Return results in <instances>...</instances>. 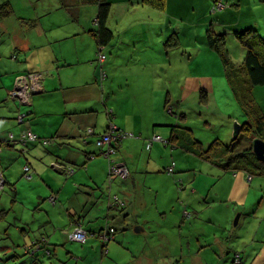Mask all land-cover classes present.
<instances>
[{
    "label": "crops",
    "instance_id": "1",
    "mask_svg": "<svg viewBox=\"0 0 264 264\" xmlns=\"http://www.w3.org/2000/svg\"><path fill=\"white\" fill-rule=\"evenodd\" d=\"M6 1L13 6L12 15L19 6L25 10L31 5L39 9V12L33 15L29 13L30 16L21 18L23 23L29 20L32 27L26 25L28 31L20 30V33L15 35L8 31V24L4 22L12 15L0 18V140H12L3 146L1 151L0 172L3 170L6 178L5 188L14 187L11 192L15 191L12 200L8 192H4V195L7 203H17L21 200L22 209L33 210L32 217L39 220V228L35 222L24 216L19 217L18 225L25 224L34 233L41 231L45 226H54L55 230L65 235L61 228L73 229L78 215L89 211L85 217L78 219L89 231L85 245L89 242L96 247L95 237L101 238L98 232L103 222L102 219L96 218L106 213V204L102 205V209L93 207L91 198L93 194L94 198L99 196L100 192L108 187V180L104 179L109 171V160L91 154L99 152L96 140L112 125L133 134L120 139L118 151L113 154L118 163H126L132 172L129 179L122 181L125 185H120L116 180L112 182L111 192L119 193L127 200L126 206L112 209L110 213L111 224L117 228V232H121L120 239L127 243L130 249L143 244L149 247L152 240L147 233L151 231L153 224L157 223L159 229L165 230L166 224H173V221V227L181 234L186 228V223L194 224L192 220L183 221L189 217V214L184 213L183 218V210L187 207L189 213L194 211L195 219L202 223L205 219L200 217L199 211L203 207L209 208L210 205L205 202L201 204L203 207L199 208L200 203L194 200V197L198 190L205 191V194L214 191L218 196L215 185L221 180H211L212 183L209 184L210 180H183L181 174L182 179L178 184L176 180L179 179L175 177L173 180H162L159 186L147 188L141 185L143 180H139L144 173H161L164 163L158 166L160 159L168 163L163 165V170L168 174L167 169L171 165L175 164L178 168L176 160L172 161L175 163L170 162L171 155L178 149L175 144L156 140L151 149H147L146 145L155 134L169 139L170 127L164 124H180L175 116H172L174 119L171 120L167 112L174 101V91L169 89L165 94L160 86L163 74H168L166 68L162 73L158 66L145 65L142 58L153 56L154 53L164 56L165 52L175 50L176 45L169 46L166 42L172 34L178 37L180 45L184 43L189 46L182 37L183 31L189 25L204 26L206 33L209 22L212 26L230 25L236 33L244 31L250 28H244V23L249 20L259 22L258 18L263 13L257 12L256 9L260 3L264 5V0H223L227 7L216 12H213L212 6L219 0H48L42 4H39V0H0V3ZM103 2L110 3L107 25L114 33L112 40L107 44L100 43L90 32L97 28L96 19ZM244 8H249V12L234 19L233 16ZM58 9L63 12H58ZM228 17L230 20H223ZM175 24H178L177 30L174 29ZM213 28L216 31V28ZM203 32L205 35V31ZM137 41L145 42L141 49H136ZM111 42L114 44L110 45ZM100 51L107 56L103 61L97 58ZM108 52L112 56H109ZM135 57L141 59L135 62ZM118 68L131 69V74L115 73ZM32 71L43 72V89L33 94L34 107L28 112V121L23 124L16 119V115L14 116L18 107L10 98L9 92L14 87L16 76ZM189 73L191 69L187 70L183 78V71L176 73L180 86L185 85L184 80ZM169 82L167 80V83ZM175 89L178 90L179 87L176 85ZM187 98L185 94L177 101L181 109L189 106L188 102H185ZM157 100L165 101L163 104L161 101L155 104ZM120 102L135 108L128 112ZM172 108L174 109L173 106ZM144 110H147V113H144ZM103 111L106 114H103ZM29 126L40 137H49L51 140L48 143H41V140L28 145L21 143L18 139L22 138L23 131ZM90 127H93L96 133H86ZM82 136H86V142ZM13 141L18 143L14 144ZM143 147L150 151L151 156L146 163L142 155ZM18 156H27L26 161L35 170L32 178L24 176L22 158L17 161L18 166H10ZM179 156L184 159V154ZM54 162H60L68 169L73 168L74 172L66 175L72 176L73 179H63L50 165H46L50 163L54 167ZM75 163L87 165L78 170L73 166ZM151 181L159 183L160 180ZM185 194V201H180L178 195L183 198ZM51 195L58 197L55 204L48 199ZM59 214L62 217L57 219ZM168 218L172 221L167 222ZM43 232L46 231L34 235L39 236ZM208 232L210 230H207ZM217 232L213 231L211 241L223 242V235L219 236ZM141 234L145 242L138 244L139 240H142ZM162 237L169 241L165 234ZM114 238L118 240L119 237L115 235ZM202 238L206 244L208 239L205 236ZM109 242L102 244L107 247ZM184 242L186 239L181 236L180 243ZM187 245L192 246L191 243ZM189 247L180 249V257L184 258L183 264H191V260L194 264H207L206 246H202V242L200 248L193 247L190 250ZM57 253L61 256L59 251ZM169 254L170 249L167 251V255ZM174 256H166L163 262L174 261ZM115 264L120 263L116 261Z\"/></svg>",
    "mask_w": 264,
    "mask_h": 264
},
{
    "label": "rangeland",
    "instance_id": "2",
    "mask_svg": "<svg viewBox=\"0 0 264 264\" xmlns=\"http://www.w3.org/2000/svg\"><path fill=\"white\" fill-rule=\"evenodd\" d=\"M46 1L48 0H39L38 2L42 4ZM259 5L260 6L256 10L257 12L263 13L262 16L260 15L258 18L259 22H257V20H249L244 23V28H259V30L257 29V33L264 37V5L261 3ZM226 7L227 4H225L221 10H224ZM248 9L249 8H244L237 12L233 16L234 19L240 15H245L249 12ZM36 12H39L38 7L36 8L31 5L25 10L19 6V9H16L12 16L4 20V22L8 24V31L14 35L19 34L20 30L28 31L26 28L32 27V23L29 20H25L24 23L26 24H24L21 18L30 16L29 13L33 15V13ZM58 12H63V10L58 9ZM223 20H230V17L224 18ZM208 24V28H216V33H225V42L221 45V52L226 54L234 65L241 64L244 60L246 49L243 47L236 30L233 32V28L230 25L223 26L222 24H216L212 27L211 22ZM177 25L178 24H175L174 28L176 30ZM235 28L237 29V27ZM203 31L206 33V27L204 26H187L182 33V37L186 39L189 46H185L184 43H182V45L178 43L175 50H170L169 53L165 52L164 56L154 53L153 56L143 57L142 62L145 65L158 66L162 73H164L166 68L168 74H163V76L161 74L160 86L165 94H167L169 89L174 91V101L167 109V112L170 114L169 117L171 120L174 119L172 116L175 115L170 110L173 109V106V112H175V114L177 113L175 119L180 121V125H186L192 129V134L203 143L204 149H207L216 139H218L221 145L225 144L226 146V144H234L236 148H242L243 145H249L250 142L252 143L254 137H250L243 131L235 140L233 132L235 121L237 120L243 123L247 120V117L239 105L233 88H231L226 77L225 65L221 52L209 46L207 33L204 35ZM137 43L138 46L136 49H141L145 42L137 41ZM112 44L114 43L111 42L110 45ZM191 50L193 51L192 53H190ZM108 53L109 56H112L110 52ZM139 59L141 58L135 57L134 61L136 62ZM136 65L137 64H135V66ZM188 69H191V73L188 74L189 78H187V75L184 80V86L186 87L184 89L183 85L180 86L178 82L179 76L176 73L183 71V78ZM130 70L131 69L126 70L125 68H118L115 73L131 74ZM167 80L170 82L167 83ZM158 83L159 79L157 81V84ZM176 85L179 87L178 90L175 89ZM203 93L206 96L204 102L201 101ZM252 93L256 102L264 111V85L255 86ZM185 94L186 98L188 96L185 102L187 101L189 106L181 109L177 101ZM159 101L163 104L165 100H157L155 104ZM120 105L126 108L128 112L135 108L132 106L128 107L129 104L124 105L123 102H120ZM33 107V104L30 106L24 105L22 106V110H33ZM103 110H105L104 106ZM144 113H147V110H144ZM17 114L18 110L14 116ZM103 114H106L105 111H103ZM142 150L144 151L142 155L146 163L149 157H151L149 156L150 151L145 147H143ZM181 154H184V159L179 156ZM26 157L27 156H18V158H15L11 162L10 166L17 165V161L20 158H22L24 162H28L26 161ZM98 157L106 159L105 156L101 154H99ZM112 159H114V156H112ZM170 159V162L176 160L178 163V168H176L174 176H171L163 170V165L168 163H166L164 159H160L158 166L164 163L161 166V173H144L143 177L139 179L143 180L141 185H144V188L159 186L162 180H173L175 177L182 179L180 176L181 174L183 175V180H210L209 184L212 183L211 180H221L215 185V188L218 189V196L214 191L205 194V191L199 192L198 190L197 195L194 197V200L200 203L199 208L203 207L201 204H205V202L208 206L210 205L209 208L203 207L202 210L199 211L200 217L203 216L205 219L202 223L196 220V215H194L192 218L194 224L186 223V228L179 234V231L173 227L175 224L174 221L173 224H166L165 230H162L158 228V224H155V220H153L152 222L154 224L152 229L147 233L152 240V243L151 241L149 242V247L143 244L140 247L130 249L129 245L120 239L119 235L121 232H117L119 237L118 240L113 239L109 242L107 247L103 246L101 238L98 236L95 237L94 242L96 247L93 243L89 244V242L86 245H82L81 243L70 241L67 236H65L66 234L64 232L65 235L61 234L59 231L55 230L54 226H45L41 231L34 233L30 231L25 224H20L21 227L27 230V233H22L18 227H13L14 223L19 224V220L15 219V217L19 218L24 216L30 219L35 222L37 228H39V220L32 217L34 214L33 210L25 211L22 209L21 200H18L17 203H7L6 195H3L4 191H0V257L2 258L0 259V264H32L30 263L31 259L28 255L21 253V248L19 249L18 245L22 247L25 241H29V239L34 237V234L37 235L42 231L48 232L49 238H52L50 239L51 249L59 251L62 256L60 259L63 258L62 261H65L62 263L59 261V258H56L55 264H115L116 261L120 264H179L177 262L178 260L183 264V260L179 259L180 245L188 243H180L181 236L186 239L188 238L192 245L196 238L202 243L205 242L202 236L208 239V242H206L208 243L206 245L207 251H205L208 257L207 264H264V169L258 174L251 175L252 178L250 179L249 174L244 170H239L236 174L233 171H223L220 166L211 161L201 158L196 153L184 151L179 147L176 153L171 155ZM41 161L44 162V160ZM46 165H50V168L63 179H73L72 176L67 177L66 173L55 170L50 163H46ZM86 165L87 164L78 165L75 163L73 166L78 170H82ZM108 178L109 171L104 180H108ZM113 180H116L120 185H125L122 181H126L127 178L115 177ZM151 180L160 181L157 183ZM138 182L140 183V181ZM192 189H190V191H192ZM9 190L10 189L7 188L5 191ZM13 196L14 193L10 192L9 197L11 200ZM178 196L180 201H185L186 194L183 198L181 195ZM101 200L104 201L106 206L108 205L106 195H103ZM221 200H223V202ZM4 205H8L6 209H11V211L4 213ZM199 208L195 209L199 210ZM238 215V222L235 223ZM61 217L62 216L59 214L57 219ZM209 220L212 222L210 223ZM169 221H172V219L168 218L167 222ZM64 228L66 229V227ZM64 228L62 227L61 231H63ZM207 230H210V232L207 233ZM215 230L218 231L217 233L219 236L223 235L224 241L215 240L213 244H209V239L212 237L213 231ZM163 234L169 238V241L163 239ZM141 236L142 240H139L138 244L145 242L143 234H141ZM6 246H10V248H4ZM83 247L85 250H83ZM106 249H108V251H106ZM168 249H170L169 255H167ZM181 249L184 250V247H181ZM16 250L19 251V256L17 258L11 256ZM90 251L92 252L88 253ZM5 253H7V255ZM237 254H240L239 263L234 262ZM171 255H175L173 257L174 261L170 260L164 263L163 259H165L166 256L171 257ZM77 257L80 258L77 260ZM105 258L109 261L108 263ZM43 260L49 264V258ZM190 262L194 264L192 260Z\"/></svg>",
    "mask_w": 264,
    "mask_h": 264
},
{
    "label": "trees",
    "instance_id": "3",
    "mask_svg": "<svg viewBox=\"0 0 264 264\" xmlns=\"http://www.w3.org/2000/svg\"><path fill=\"white\" fill-rule=\"evenodd\" d=\"M159 1L161 2L162 0H159ZM216 3L217 1L215 2V4ZM215 4H213L212 6L213 12L221 10V9L214 10ZM12 13H13V6L11 5L9 1L0 3V18H6L12 15ZM109 13H110V3L109 2L101 3L100 10H99V13L96 19L97 28H95V30L90 31L98 38L99 42L102 44L109 43L114 36L112 29L107 25ZM237 34L240 37V41L242 42L243 47L246 49V54L241 64L234 65V63H232L229 60L227 55L221 52V49H222L221 45L225 42V33H216L214 28L213 29L208 28L207 29L208 44L211 48L217 49L221 52L223 62L225 65L226 77L229 81L231 88H233L235 97L237 98L239 105L241 106L245 116L247 117L246 121H244L243 123L241 122L242 123L241 132L244 131L250 137L259 136V137L264 138V111L260 107V105L256 102L255 98L253 97V93H252V90L255 86L264 85V37H262L259 33H257V29H255L254 27L247 28L246 30L238 32ZM166 42L168 45H177L179 43V40L177 36L172 34ZM205 98L206 96L203 93V95L201 96V101L204 102ZM26 118H29V117H26ZM16 119L19 121V111H18V114L16 115ZM25 122H21V123L24 124ZM167 126L170 127V137L168 139L169 142L175 144L176 147H179L183 149L184 151L196 153L201 158L211 161L212 163L220 166L223 169V171H226V172L233 171L235 173L239 170H244L249 175H254V174H258L262 172V170L264 169L263 162L259 161L253 153V147H252L251 142L249 145H243L242 148L241 147L236 148L234 144H230V145L226 144V146L225 144L221 145L219 144L218 139H216L210 144V146L207 149H204L203 143L192 134L191 128L187 127L186 125H180V124L176 125L174 123L170 125L167 124ZM87 130H86V133H88ZM104 133L100 134V137ZM238 136L235 137V140L238 138ZM83 137L85 138L86 136H83ZM49 139L51 140V138ZM18 140H20L21 143L23 142L21 138ZM97 140H96V144H97ZM11 141H12L11 139L0 140V167L2 166L1 151L3 150V146L6 143L9 144ZM40 142L43 143V141H40ZM119 142L120 140L118 141V143ZM16 143H18V141L14 142V144ZM29 143H32V142H25L24 144L28 145ZM118 143L116 142L114 144L116 150L118 148ZM97 148L99 149V152H92L91 155L97 156L101 154L105 156V153H104L105 149L100 148L98 144H97ZM107 159L109 160V157ZM173 163H175V161ZM26 165H29L31 167V170H30L31 176L29 177L26 175L27 174L25 170ZM173 166H174L173 171L169 172L170 175H175L176 173V165L173 164ZM65 167L67 168V166ZM109 167H110V164H109ZM23 168H24V176H26L27 178H32L34 176L35 170L29 162H24ZM55 170L61 173L68 174L66 171H61L56 168ZM1 174L4 175L3 170L0 172V175ZM115 177L118 178L121 176L112 174L109 171V178L114 179ZM179 181H181V179L176 180V183L178 184ZM5 184H6V178H5L4 185L0 186V191L8 192L10 194V192L12 191L11 189H14V187H7L10 190L5 191L7 189L5 188L6 186ZM4 192H3V195H4ZM14 192L15 191L13 190V193ZM14 196H15V193H14ZM48 199L52 204H55L58 201V197L56 195H51L48 197ZM123 199L125 201V204L124 205L118 204V206L121 208H123L127 204V200L125 198ZM4 206H5L3 208L4 213L11 211V209H8V210L6 209L7 208L6 206L8 205H4ZM184 213L189 214V217H187L186 219H183V221H187V220L189 221L190 219L192 220L194 215H196L194 211H192V213H189L188 207L183 210V218H185ZM15 219L18 220L19 218L15 217ZM79 219L76 218V221L79 222V223L77 222L78 224L77 223L76 224L77 225L81 224V226L87 232L88 229H86L83 226V223ZM14 226L18 227L22 233L24 234L27 233L26 229L19 226L18 223H14L13 227ZM117 231H118L117 228L111 224L109 225L104 235H108L109 237L114 238L115 235H117ZM100 234L99 235L101 236V239L104 240V236L102 235V233ZM67 238L70 241L78 242L81 244H85V242L87 241V239L85 241L71 240L68 236ZM186 242L190 243L188 238L186 239ZM200 243H201L200 240L196 238L193 241V245L191 247H189L187 244H183V246H180V249L181 247H184V250L187 249L188 247L190 250L193 247L200 248ZM213 243L214 242H212L211 240L209 241V244H213ZM207 244L208 243L206 244L202 243V246H206ZM13 245L15 246L14 243ZM18 246H19V249L21 248V251H22L21 253H24V255H28V257L31 259L30 263L32 264H48L47 262L43 260L47 258H49L50 260L49 264H55L56 258H59V261L62 263L65 262V261H62L63 258L60 259L61 256L58 257L57 251L51 249L50 239L46 232H43L39 236L34 235V237L29 239V241H25L22 247L20 245ZM7 247L10 248V246H7ZM14 252L15 253H13L11 256L17 258L19 256V251L16 250ZM181 253L182 252L180 251V254ZM5 254L7 255V253ZM236 258L239 260L240 254H237ZM179 259H182V258L179 257ZM177 262L179 264H182L179 260ZM239 262L240 260L238 262L236 261V263H239Z\"/></svg>",
    "mask_w": 264,
    "mask_h": 264
},
{
    "label": "built area",
    "instance_id": "4",
    "mask_svg": "<svg viewBox=\"0 0 264 264\" xmlns=\"http://www.w3.org/2000/svg\"><path fill=\"white\" fill-rule=\"evenodd\" d=\"M226 3L222 0L217 1V3L214 6V10L221 9L224 7ZM106 54L104 52H99V57L101 61H103L106 58ZM19 76H22L23 79L19 80V82L23 81V86L21 89L15 88L10 90V98H16L20 101L21 104L24 105H30L32 104V97L33 94L36 92H39L43 89V84L42 81L44 79V74L43 72H38V71H32L28 72L25 74H20ZM105 77V74L103 73V78ZM28 112L25 111H19V122H25L28 121L26 117H28ZM87 132L89 134H94L95 129L93 127L88 128ZM22 138L21 140L23 143L25 142H34L41 140L44 143H48L50 141L49 138H44L40 137L30 126L27 127L23 133H22ZM133 135L132 133L124 132L122 130H119L115 125L110 126L109 130L104 133L98 140L97 144L100 148L105 149V156L108 158L109 157V171L112 174L121 176V177H128L130 174V169L126 164H119L117 163L114 159H112L113 153L116 151L115 148V143L127 136ZM156 140H161L164 141L165 143L169 142L168 139H164L161 135L155 134L154 136L151 137V139L147 142V149H151L152 144ZM54 168L59 169L61 171H66L68 174L73 173L74 169H68L66 168L63 164L59 162H54L53 163ZM174 166L171 165L167 171L172 172ZM26 170V175L29 177L31 176L30 170L31 167L29 165L25 166ZM0 186H3L5 183V177L4 175H0ZM250 179L252 178L251 175H249ZM118 203L121 205L125 204V201L123 198H118L117 199ZM69 238L71 240H77V241H85L87 238V232L86 230L81 226V225H76V227L71 230L69 234ZM104 240L106 242L110 241V237L108 235H104Z\"/></svg>",
    "mask_w": 264,
    "mask_h": 264
},
{
    "label": "water",
    "instance_id": "5",
    "mask_svg": "<svg viewBox=\"0 0 264 264\" xmlns=\"http://www.w3.org/2000/svg\"><path fill=\"white\" fill-rule=\"evenodd\" d=\"M23 79V77L22 76H16V79H15V83H14V87L12 88V89H15V88H19V89H21V87L23 86V81L22 82H19V80H22ZM11 89V90H12ZM42 91V90H41ZM41 91H39V92H41ZM10 95V94H9ZM12 99V98H11ZM16 104H17V107H18V111H22V106H24V104H21L20 103V101L18 100V99H16V98H13L12 99ZM33 104V103H32ZM31 105V104H30ZM32 110H28V111H25V112H31ZM172 113H174V115L176 116V114H175V112H173V110L171 111ZM164 125H167V124H164ZM168 125H170V124H168ZM241 125H242V123L240 122V121H235V123H234V137H237L239 134H240V132H241ZM83 137V136H82ZM83 141L84 142H86L87 140H86V138H84L83 139ZM252 147H253V153H254V155L256 156V158L258 159V160H260L261 162H263V164H264V138H262V137H259V136H256V137H254L253 138V141H252ZM118 149V148H117ZM118 150H116L113 154H115L116 152H117ZM114 160H116L117 161V158L116 157H114ZM120 164V163H119ZM129 167V166H128ZM55 169V168H54ZM130 169V168H129ZM131 174H132V172H131V169H130V174H129V176L128 177H126L127 179H129L130 178V176H131ZM114 180L112 179V178H108V187L106 188V190H102L101 192H100V194H99V196H96L95 198H94V194L92 195L93 196V198H91L92 200H91V202H92V206L93 207H95V206H97V207H99L100 209H102L101 207H102V205L104 204V201H102L101 200V198H102V196L103 195H106V199H107V206H106V213L105 214H101L100 216H98L96 219H102L103 220V222H102V225H101V227H100V229H99V232L100 233H102V235L104 236V234H105V232L107 231V229H108V227H109V225H111V221H110V213H111V210L112 209H119V208H121V207H119L118 206V201H117V199L118 198H121V196H120V194L119 193H112L111 192V189L113 188L112 187V182H113ZM111 185V186H110ZM88 193H91V192H88ZM86 194H87V192H86ZM93 207H91V209L90 210H92L93 209ZM102 211V210H101ZM87 213H89V211L87 212ZM87 213L86 214H83V213H80L79 215H78V218H82V217H85L86 215H87ZM238 219H239V215H238V217H237V219H236V221H235V223H237L238 222ZM78 222V221H77ZM78 224V223H77ZM76 224V225H77ZM71 230H73V229H70V228H64L63 229V232L69 237V234H70V232H71ZM89 231H87V233H88ZM98 232V233H99ZM99 233V234H100ZM101 235V234H100ZM111 239H115V238H112V237H110V240ZM102 242H104V244H107L108 242H106L105 240H103ZM78 258H80V257H77V260H78Z\"/></svg>",
    "mask_w": 264,
    "mask_h": 264
},
{
    "label": "flooded vegetation",
    "instance_id": "6",
    "mask_svg": "<svg viewBox=\"0 0 264 264\" xmlns=\"http://www.w3.org/2000/svg\"><path fill=\"white\" fill-rule=\"evenodd\" d=\"M190 221H191V219H190ZM239 260H240V259H239ZM239 260L235 257L234 262H236V261L238 262Z\"/></svg>",
    "mask_w": 264,
    "mask_h": 264
}]
</instances>
